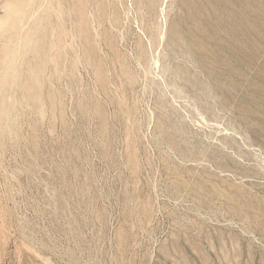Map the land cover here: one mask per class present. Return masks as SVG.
Listing matches in <instances>:
<instances>
[{"label": "rangeland", "instance_id": "1", "mask_svg": "<svg viewBox=\"0 0 264 264\" xmlns=\"http://www.w3.org/2000/svg\"><path fill=\"white\" fill-rule=\"evenodd\" d=\"M238 2L0 0V264H264Z\"/></svg>", "mask_w": 264, "mask_h": 264}, {"label": "bare ground", "instance_id": "2", "mask_svg": "<svg viewBox=\"0 0 264 264\" xmlns=\"http://www.w3.org/2000/svg\"><path fill=\"white\" fill-rule=\"evenodd\" d=\"M222 0H213V12L217 14V8ZM230 0H225V6L230 7ZM238 6L244 12L240 16L234 11L225 17V22L234 27L231 30V35L238 39L239 35L236 32L243 31L246 35H254L258 40L264 41V0H239ZM253 8L256 10L254 11ZM253 13V14H250ZM252 16L254 19H252ZM251 35H248L251 36ZM248 39V38H247ZM250 40V39H249Z\"/></svg>", "mask_w": 264, "mask_h": 264}]
</instances>
